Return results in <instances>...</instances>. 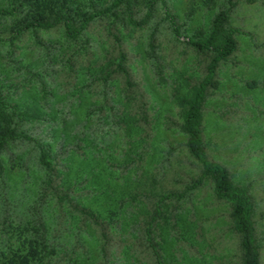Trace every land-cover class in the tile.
<instances>
[{"label": "rangeland", "instance_id": "rangeland-1", "mask_svg": "<svg viewBox=\"0 0 264 264\" xmlns=\"http://www.w3.org/2000/svg\"><path fill=\"white\" fill-rule=\"evenodd\" d=\"M167 6L181 36L207 34L222 10L247 33L218 67L202 129L207 157L251 195L264 264V0ZM144 13L137 5L135 19ZM21 16L0 18V38ZM120 52L129 83L115 71ZM209 59L175 37L159 3L141 27L128 24L121 6L75 39L59 25L0 41V93L37 118L21 126L32 141L9 142L0 154V257L43 241L52 264H157L145 228L160 196L184 191L200 173L179 128V101ZM40 149L49 151L51 172ZM158 208L151 231L163 264H240L231 204L214 197L210 181Z\"/></svg>", "mask_w": 264, "mask_h": 264}, {"label": "trees", "instance_id": "trees-1", "mask_svg": "<svg viewBox=\"0 0 264 264\" xmlns=\"http://www.w3.org/2000/svg\"><path fill=\"white\" fill-rule=\"evenodd\" d=\"M158 3L162 7L165 19L169 21L175 37L182 39L183 42L199 52L209 53L210 59L205 75L195 87L192 95L179 101L181 106L179 128L186 136L185 146L188 154L201 167L200 173L184 191L169 192L160 196L155 203L154 214L145 228L146 242L153 252L156 263L163 264L152 239L151 231L159 214L158 205L165 200H180L188 191L198 188L205 181H210L214 197L231 204L230 217L233 222V229L239 235L240 264H260V245L255 233L254 203L251 195L247 189L233 183L231 174L224 165L207 157L203 140V105L207 92L217 85L216 74L219 65L227 61L236 51L238 45L236 36L247 34L239 28L228 25V13L226 11H219L214 16L207 34L198 33L194 36H181L180 29L169 12L167 0H111L109 4L101 3L100 0H8L6 7H0V18L22 16L11 27L10 36L7 39L0 38V41L6 40L13 43L26 31L49 30L59 25L63 26L65 35L69 39H75L94 19L104 15L113 16L115 10L121 6H124L128 24L133 27H141L151 16ZM139 4L144 6L145 13L140 20H136L135 9ZM125 60V55L120 52L115 71L122 73L126 82L129 83V73L125 67ZM36 119V115L30 111H22L21 108L7 103L0 93V154L9 142L22 139L32 141L33 139L26 134L21 126L24 122ZM39 152V163L45 170L51 172L49 151L40 149ZM79 211L95 220L94 213L89 209L82 207ZM40 238L42 237L40 236ZM34 243L35 245H33ZM33 244H30L28 251L24 254L16 252L9 256L1 254L0 264H52L46 243L34 241Z\"/></svg>", "mask_w": 264, "mask_h": 264}]
</instances>
